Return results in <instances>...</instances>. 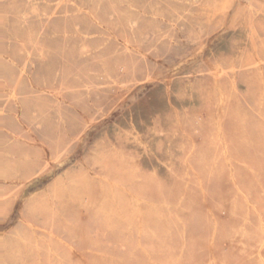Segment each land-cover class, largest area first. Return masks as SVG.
Listing matches in <instances>:
<instances>
[{
	"label": "rangeland",
	"instance_id": "obj_1",
	"mask_svg": "<svg viewBox=\"0 0 264 264\" xmlns=\"http://www.w3.org/2000/svg\"><path fill=\"white\" fill-rule=\"evenodd\" d=\"M0 228V264H262L264 0H0Z\"/></svg>",
	"mask_w": 264,
	"mask_h": 264
},
{
	"label": "bare ground",
	"instance_id": "obj_2",
	"mask_svg": "<svg viewBox=\"0 0 264 264\" xmlns=\"http://www.w3.org/2000/svg\"><path fill=\"white\" fill-rule=\"evenodd\" d=\"M30 1V0H29ZM80 1V0H79ZM82 1V0H81ZM126 2V1H125ZM15 3V2H14ZM61 3V2H60ZM80 3V2H79ZM110 3V2H109ZM17 4V3H16ZM33 4V3H32ZM32 4H30V5H32ZM35 4V3H34ZM51 4V3H50ZM27 6V5H26ZM35 5H33V7H34ZM37 6V5H36ZM120 6V5H119ZM38 7V6H37ZM112 7V6H111ZM128 7V6H127ZM130 7V6H129ZM42 8V7H41ZM44 9H45V7H43ZM131 8V7H130ZM32 10V9H31ZM30 10V11H31ZM77 10H79V9H77ZM25 11V10H24ZM40 11V10H39ZM90 11H92V9L90 10ZM32 12V11H31ZM78 12V11H77ZM79 12H82V11H79ZM33 13V12H32ZM36 13V12H35ZM86 13V12H85ZM95 14V13H94ZM36 15V14H35ZM39 15V14H38ZM53 15V14H52ZM32 16V15H31ZM90 16V15H89ZM150 16V15H149ZM27 17V16H26ZM153 17V16H152ZM23 18V17H22ZM28 18V17H27ZM154 18V17H153ZM26 19V18H25ZM95 22V21H94ZM136 22V21H135ZM27 24V23H26ZM25 24V25H26ZM23 25H24V23H23ZM98 25V24H97ZM26 26H28V25H26ZM130 26V25H129ZM22 27V26H21ZM131 27V26H130ZM68 29V28H67ZM70 30V29H69ZM106 30V29H105ZM113 30V29H112ZM124 31V30H123ZM111 34V33H110ZM74 35V34H73ZM41 47V46H40ZM35 49H36V47H35ZM37 50V49H36ZM39 51V50H38ZM41 55V54H40ZM39 56V55H38ZM43 58V57H42ZM43 60V59H42ZM31 63V62H30ZM262 71V70H261ZM23 72V71H22ZM32 72V71H31ZM217 73H219V70L217 71ZM26 74V73H25ZM255 75V74H254ZM155 77V76H154ZM29 81V80H28ZM149 81V80H148ZM153 81V80H152ZM141 87V86H140ZM146 87V86H145ZM144 87V88H145ZM141 92V91H140ZM144 92V91H143ZM221 93V92H220ZM222 96V95H221ZM55 97V96H54ZM18 106V105H17ZM116 109H114V111H115ZM111 114V113H110ZM108 118V117H107ZM113 119V118H112ZM19 122V121H18ZM20 123V122H19ZM101 124H103V123H101ZM104 125V124H103ZM98 126V125H97ZM2 129V128H1ZM6 131V130H5ZM92 131V130H91ZM89 132V131H88ZM9 133V132H8ZM92 133H94V132H92ZM90 135H91V133H90ZM88 137V136H87ZM89 141V140H88ZM87 142V141H86ZM85 142V143H86ZM26 143V142H25ZM81 147V146H80ZM83 147V146H82ZM44 151V150H43ZM80 153V152H79ZM70 156V155H69ZM76 156V155H75ZM61 161V160H60ZM65 163V162H64ZM59 164V163H58ZM59 166V165H58ZM57 166V167H58ZM54 169V168H53ZM48 171V170H47ZM55 171V170H54ZM46 173H48V172H46ZM44 174V173H43ZM51 176V175H50ZM36 177H37V175H36ZM46 177V176H45ZM44 177V178H45ZM47 178V177H46ZM48 179V178H47ZM103 179V178H102ZM43 183V182H42ZM115 184V183H114ZM112 185V184H111ZM38 186V185H37ZM118 186V185H117ZM23 188H24V186H23ZM27 188V187H26ZM30 188V187H29ZM36 188V187H35ZM112 189H113V187H112ZM29 192V191H28ZM22 193V192H21ZM5 197H8V196H5ZM20 198H21V196H20ZM16 199V198H15ZM49 199V198H48ZM21 200V199H20ZM140 201V200H139ZM19 202V201H18ZM18 204V203H17ZM16 207V206H15ZM17 208H18V206H17ZM16 208V209H17ZM15 209V210H16ZM14 210V209H13ZM19 213V212H18ZM18 215V214H17ZM10 222V221H9ZM29 224V223H28ZM4 226V225H3ZM6 226H7V224H6ZM30 227H31V225H29ZM33 226V225H32ZM32 228V227H31ZM1 229V228H0ZM34 232V231H33ZM3 233V232H2ZM35 233V232H34ZM3 234H5V233H3ZM3 236V235H2ZM35 245H37V244H35ZM37 247V246H36ZM264 247V239H263V241L260 243V248H259V250H258V256H259V258H261L262 259V264H264V259H263V257H262V255H263V253H262V248ZM50 248V247H49ZM51 249V248H50ZM49 249V250H50Z\"/></svg>",
	"mask_w": 264,
	"mask_h": 264
},
{
	"label": "crops",
	"instance_id": "obj_3",
	"mask_svg": "<svg viewBox=\"0 0 264 264\" xmlns=\"http://www.w3.org/2000/svg\"><path fill=\"white\" fill-rule=\"evenodd\" d=\"M141 156V155H140ZM143 156V155H142Z\"/></svg>",
	"mask_w": 264,
	"mask_h": 264
}]
</instances>
